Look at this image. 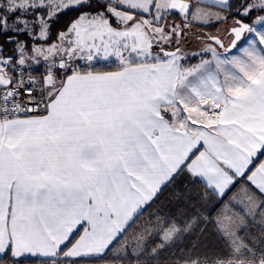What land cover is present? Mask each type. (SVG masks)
I'll list each match as a JSON object with an SVG mask.
<instances>
[{
	"label": "snow or ice",
	"instance_id": "obj_1",
	"mask_svg": "<svg viewBox=\"0 0 264 264\" xmlns=\"http://www.w3.org/2000/svg\"><path fill=\"white\" fill-rule=\"evenodd\" d=\"M0 264H264V0H0Z\"/></svg>",
	"mask_w": 264,
	"mask_h": 264
},
{
	"label": "trees",
	"instance_id": "obj_2",
	"mask_svg": "<svg viewBox=\"0 0 264 264\" xmlns=\"http://www.w3.org/2000/svg\"><path fill=\"white\" fill-rule=\"evenodd\" d=\"M76 14L70 13L68 16H65L60 21V26L55 29V31H61L63 30V27L66 25L68 20L72 19ZM105 68V67H104ZM113 68V67H111ZM97 69V68H96ZM176 187H179V184L176 185ZM157 206L163 207L165 210L168 208H178L176 204V192L175 190H170L165 193V195L162 197V200L158 202ZM179 211V209H178ZM184 244H191V240H185L183 241ZM168 253H165L164 255H167Z\"/></svg>",
	"mask_w": 264,
	"mask_h": 264
},
{
	"label": "crops",
	"instance_id": "obj_3",
	"mask_svg": "<svg viewBox=\"0 0 264 264\" xmlns=\"http://www.w3.org/2000/svg\"><path fill=\"white\" fill-rule=\"evenodd\" d=\"M181 2H188V0H181ZM169 20H170V22L172 20H176L178 22V17L173 16V17H170ZM219 26L220 25H217V27H219ZM206 30L212 31V30H216V29L210 28V29H206ZM111 67H113V68H111ZM96 68H97L96 69L97 71H115V70H117L116 69V62H115L114 58H112V60L110 62H106L103 60L99 61L96 65Z\"/></svg>",
	"mask_w": 264,
	"mask_h": 264
},
{
	"label": "rangeland",
	"instance_id": "obj_4",
	"mask_svg": "<svg viewBox=\"0 0 264 264\" xmlns=\"http://www.w3.org/2000/svg\"><path fill=\"white\" fill-rule=\"evenodd\" d=\"M219 27H221V26H219ZM212 31H215V30H212ZM193 46H195V45H193Z\"/></svg>",
	"mask_w": 264,
	"mask_h": 264
}]
</instances>
